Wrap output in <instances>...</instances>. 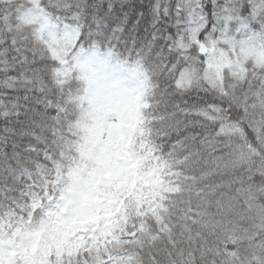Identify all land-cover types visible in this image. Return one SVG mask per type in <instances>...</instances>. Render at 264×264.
I'll use <instances>...</instances> for the list:
<instances>
[{
	"label": "snow or ice",
	"instance_id": "snow-or-ice-1",
	"mask_svg": "<svg viewBox=\"0 0 264 264\" xmlns=\"http://www.w3.org/2000/svg\"><path fill=\"white\" fill-rule=\"evenodd\" d=\"M0 264H264V0H0Z\"/></svg>",
	"mask_w": 264,
	"mask_h": 264
}]
</instances>
